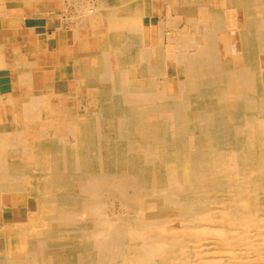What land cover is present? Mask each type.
<instances>
[{
  "label": "bare ground",
  "instance_id": "1",
  "mask_svg": "<svg viewBox=\"0 0 264 264\" xmlns=\"http://www.w3.org/2000/svg\"><path fill=\"white\" fill-rule=\"evenodd\" d=\"M38 1L0 0V264H264V0H67L47 65Z\"/></svg>",
  "mask_w": 264,
  "mask_h": 264
},
{
  "label": "crops",
  "instance_id": "2",
  "mask_svg": "<svg viewBox=\"0 0 264 264\" xmlns=\"http://www.w3.org/2000/svg\"><path fill=\"white\" fill-rule=\"evenodd\" d=\"M45 1V3H43ZM44 1H38L34 4V6L32 5H27V6H22V11L23 13H25V15L30 14V13H34L35 11L37 12H47L48 14L45 16H42L41 18L38 16L37 18H33V21H38L41 22L43 25L42 27H45V30L48 34V39H47V44L48 47L47 49H41L39 51L36 52V59H37V63L39 65H47L49 62V56L51 52L55 51V46H56V41H55V34L57 32H59L60 27H63V30L68 31L70 27V22H66L64 20H68V18L70 17V14L72 12L75 11V7H68L66 8V1L67 0H44ZM214 6L218 5L219 0H214ZM32 19V18H31ZM42 19V20H41ZM3 27L5 29H7L8 27H14L16 28V34L21 35L24 33V28L25 25L24 24H20L19 22L14 21V23L12 22H4L3 23ZM50 46H52V50L50 49ZM65 59L67 61V63H71L72 62V54H71V49H70V45L67 46V50L65 52ZM67 77L69 78L68 74H65L62 76V78ZM55 79L54 73L53 71H44L43 73V80H44V86L45 89L42 90L44 91L46 94H52L54 91L56 92H63L65 91V81L62 79H57L56 81H53ZM54 82V83H53ZM56 92V93H57ZM83 92V91H82ZM82 95V93H81ZM81 95L79 97H76L72 102L74 105H71L69 108H71L72 106L76 105V102L78 101V99L81 97ZM57 102L59 100H56Z\"/></svg>",
  "mask_w": 264,
  "mask_h": 264
},
{
  "label": "rangeland",
  "instance_id": "3",
  "mask_svg": "<svg viewBox=\"0 0 264 264\" xmlns=\"http://www.w3.org/2000/svg\"><path fill=\"white\" fill-rule=\"evenodd\" d=\"M156 19H158V18H156ZM143 26H144V33L146 34V38H148V34H149V29H150V27H149V21H148V18H146V21H145V19H144V22H143ZM146 27V28H145ZM152 27V30H151V38H152V42H155V38H156V35H155V26L154 25H152L151 26ZM153 35V36H152ZM171 75L173 76V72H172V67H171ZM133 82V81H132ZM134 85L135 84H137V82H134L133 83ZM138 84L140 85H142V83L141 82H138ZM83 92H82V95H81V97L78 99V101L76 102V105L75 106H72L71 108H69L68 109V106H67V103H62L61 105H62V109L61 108H58L59 107V103H57V102H51L52 103V105H51V108H54V109H52V110H54V114H53V119L54 120H57L58 119V117H59V112H60V110L62 111V114H65V115H70V117L72 118H75V117H77L78 118V120L79 121H82V120H84V108L83 107H86L87 105H88V103H92V102H85V103H83V100L84 99H86V95H85V93H84V90H82ZM42 93H44V95L46 94L44 91H42ZM91 101H93V98L91 99ZM94 102V101H93ZM57 103V104H56ZM86 104V105H85ZM0 106H1V103H0ZM67 111V112H66ZM6 210V211H5ZM4 211L5 212H8L9 211V209L7 208V209H5ZM1 215H0V220H1Z\"/></svg>",
  "mask_w": 264,
  "mask_h": 264
}]
</instances>
